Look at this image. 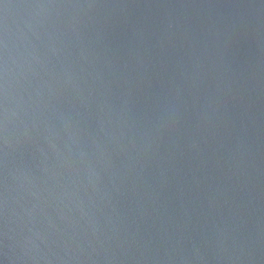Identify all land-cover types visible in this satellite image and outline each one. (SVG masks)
I'll return each instance as SVG.
<instances>
[{"label":"water","instance_id":"obj_1","mask_svg":"<svg viewBox=\"0 0 264 264\" xmlns=\"http://www.w3.org/2000/svg\"><path fill=\"white\" fill-rule=\"evenodd\" d=\"M0 264H264V0H0Z\"/></svg>","mask_w":264,"mask_h":264}]
</instances>
